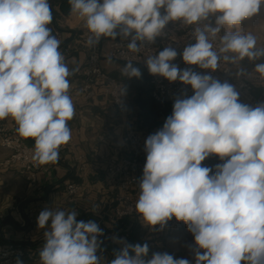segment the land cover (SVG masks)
Segmentation results:
<instances>
[{
	"label": "clouds",
	"instance_id": "1",
	"mask_svg": "<svg viewBox=\"0 0 264 264\" xmlns=\"http://www.w3.org/2000/svg\"><path fill=\"white\" fill-rule=\"evenodd\" d=\"M68 2L90 33V47L119 36L138 53L165 36L170 22L194 26L195 43L180 55L186 65L208 72L172 63L178 52L171 45L145 60L151 75L180 81L193 94L176 97L163 126L146 138L135 208L154 230L157 225L163 230L173 217L184 222L194 236L195 264H264V102H240L233 84L212 75L223 63L225 72L236 69L237 79L264 85V62L251 72L241 66L245 59L264 60V22L255 31L242 28L260 14L264 0ZM52 21L49 0H0V120L11 118L19 137L34 140L36 166L58 162L60 148L72 138L69 121L75 116L68 79L75 69L59 50ZM133 64L123 66L124 77H141ZM210 156L222 161L215 171L202 165ZM77 215L47 207L40 212L37 224L45 241L40 264H101L103 230L94 221H77ZM114 241L123 247L108 264H190L167 252L149 258L147 243Z\"/></svg>",
	"mask_w": 264,
	"mask_h": 264
},
{
	"label": "crops",
	"instance_id": "2",
	"mask_svg": "<svg viewBox=\"0 0 264 264\" xmlns=\"http://www.w3.org/2000/svg\"><path fill=\"white\" fill-rule=\"evenodd\" d=\"M52 8V23L62 27L63 39L60 41V51L65 56V62L75 72L70 76L71 96L75 105V116L69 121L72 130L71 141L74 146L60 149L59 160L54 164L42 165L39 181L32 185L15 169L0 168V245L11 244L20 246L25 251L22 258L24 264H40L39 251L45 243L44 229H39L37 220L40 212L47 208L78 212L77 221H94L103 230V235L98 237L102 241L97 255L103 257L101 264H108L115 258L123 245L114 241V238L123 239L129 244H145L149 246V258L155 252H168L167 242L172 237H167L165 230H156L143 223L137 213L126 219L117 218L107 207V201L112 193L104 183L106 172V159L110 155L125 154L122 145V136L128 125L149 129L145 126L147 121L146 99L150 96L149 73L139 66L140 78H127L122 75L125 65L118 61L102 59L100 65L111 76L124 81L127 85V109H116L110 98H99L98 102L88 103L82 98H75L74 86L81 83L77 72L88 56V49L80 44L78 37L81 29L76 27L81 20L71 13L68 0H49ZM67 7V8H66ZM61 10V11H60ZM69 12L66 27L56 23V16ZM84 23V21H83ZM54 29V28H53ZM52 29V30H53ZM104 45L111 38H102ZM142 103V106H141ZM165 117V116H163ZM153 129L157 131L163 125H158V120ZM8 122H13L7 118ZM34 145V140L27 139ZM79 154L85 155L87 169L80 170V163L75 159ZM7 156V151L0 147V162ZM66 182H78L81 191L72 197L66 193ZM99 207L100 216L94 213L92 205ZM50 223V222H49ZM133 253L130 252V255Z\"/></svg>",
	"mask_w": 264,
	"mask_h": 264
},
{
	"label": "built area",
	"instance_id": "3",
	"mask_svg": "<svg viewBox=\"0 0 264 264\" xmlns=\"http://www.w3.org/2000/svg\"><path fill=\"white\" fill-rule=\"evenodd\" d=\"M62 27H54V35L61 41L63 39ZM81 29L78 41L81 45L88 49V56L83 65L78 70L77 74L81 78V83L72 87L75 98H82L88 103H95L99 98L107 97L111 99L112 105L119 110L127 109V85L119 78L111 76L100 65L102 59H109L126 64L132 61L136 66L146 70L145 60L148 56L158 55L164 47L171 45L178 52L177 58L172 61L181 69L191 67L197 72H208L209 70L199 69L195 65H186L182 60V51L187 44L195 43L193 37L194 26H184L178 22L171 23L166 27V35L158 37L154 44H148L142 48L138 53H132L127 48L129 40H122L119 36L109 43L104 45L103 39L95 46H88L87 40L90 35L85 23H78L76 25ZM220 35H223V30ZM214 46H219V39L213 41ZM241 66L245 69L244 64ZM228 67L221 63V69H218L212 75L221 80H227L236 87L240 93V102L255 106L258 103L264 102V85L257 81L248 79L247 77H240L237 79L235 73L236 69L232 68L225 72L223 69ZM254 66L250 70L251 72ZM150 76V96L155 100L161 108L167 106L173 107L175 98L186 91L188 96L193 94L190 86L182 84L180 81L169 82L167 79ZM122 87L125 89L121 95ZM17 125L15 122H8V119L0 120V147L7 151V156L0 162L1 169H15L22 174L26 181L35 185L39 181V173L41 166H36L31 161V155L34 145L28 142L27 139L19 137L16 132ZM153 130L138 128L133 125H128L125 128L122 136V145L125 154H116L104 157L106 159V172L104 176V183L107 189L112 193V197L107 201V207L119 219H126L137 214L135 204L140 192L138 182L143 174V167L146 162V152L144 145L146 138L153 134ZM70 142L62 146L60 149H65L68 146H74ZM85 155L79 154L75 159L80 163V170L85 171L87 164L85 163ZM222 163L221 160L206 159L202 165L213 168L215 165ZM66 193L69 197L77 195L82 186L78 182H66ZM94 213L100 216L99 207L96 204L92 205ZM185 223L176 221L175 217L168 222L164 228L166 234H173L180 232ZM25 256V251L18 245L11 244L9 246L0 245V264H17V260L22 261ZM24 264V263H23Z\"/></svg>",
	"mask_w": 264,
	"mask_h": 264
},
{
	"label": "rangeland",
	"instance_id": "4",
	"mask_svg": "<svg viewBox=\"0 0 264 264\" xmlns=\"http://www.w3.org/2000/svg\"><path fill=\"white\" fill-rule=\"evenodd\" d=\"M67 8V7H66ZM61 11V10H60ZM70 15L69 12L66 13H62V15H57L56 16V23L57 25L59 23L64 24L66 27H68L66 24L67 21V17ZM264 22V6L261 7V12L258 16H255L253 18H251L250 20H246L243 22L242 24V28L244 30H252L255 31L257 29V26L261 23ZM83 21L80 22V24H82ZM49 27L51 29H53L55 27V25L53 23H51L49 25ZM52 33L54 35V30H52ZM224 34V31H223ZM262 36H264V34H261ZM260 62H264V60H260V61H256V62H249L247 59H245L244 61H242V63L245 66L246 70H250L255 63H260ZM165 117L162 116V118L160 120H158V125H163L165 122ZM167 237H172L170 238V240L167 242L166 245V249H167V253L173 255L174 258H185L188 259L190 261V264H195V256H194V252L192 251L190 246L194 247V236L192 233H190L187 229L186 224L184 225L183 229L178 232V233H173V234H167ZM203 251V250H201Z\"/></svg>",
	"mask_w": 264,
	"mask_h": 264
},
{
	"label": "trees",
	"instance_id": "5",
	"mask_svg": "<svg viewBox=\"0 0 264 264\" xmlns=\"http://www.w3.org/2000/svg\"><path fill=\"white\" fill-rule=\"evenodd\" d=\"M143 107H146V109H148V111H146L147 121L145 122V126L148 127L149 129H153L155 127V123L160 116H165V118H167L169 115H171L173 109V107L171 106L161 108L160 105L151 97H147L146 105ZM153 132L156 131L153 130ZM215 158L219 159V157L217 156H210L207 159H215Z\"/></svg>",
	"mask_w": 264,
	"mask_h": 264
}]
</instances>
